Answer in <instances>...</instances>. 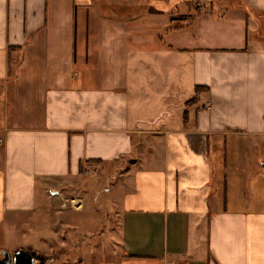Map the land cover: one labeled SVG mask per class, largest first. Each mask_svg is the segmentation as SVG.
<instances>
[{"label": "crops", "instance_id": "0c3cea01", "mask_svg": "<svg viewBox=\"0 0 264 264\" xmlns=\"http://www.w3.org/2000/svg\"><path fill=\"white\" fill-rule=\"evenodd\" d=\"M193 1L0 0L5 251H49L112 173L115 249L82 264H264V0Z\"/></svg>", "mask_w": 264, "mask_h": 264}, {"label": "rangeland", "instance_id": "374dc122", "mask_svg": "<svg viewBox=\"0 0 264 264\" xmlns=\"http://www.w3.org/2000/svg\"><path fill=\"white\" fill-rule=\"evenodd\" d=\"M213 1L215 2L214 5H218L219 14H224L225 12L227 13V10L231 9V7L236 8L237 6H241L240 8L244 9V6L242 5L245 3V0ZM186 6H189L185 11H187L189 14V22H192L194 19H197L199 13L202 14L204 11L202 6L205 7V10L207 9L206 12H211L213 4L211 3V0H194L192 3H188ZM180 10L181 9L173 11L172 15H182ZM195 26L196 23L191 25L189 28L193 27L194 29ZM166 29H168V27L165 28V31ZM192 30L190 29L191 32ZM159 31L160 30L158 29H154V34H156V36L160 35L162 32L160 33ZM166 32L168 33V30ZM166 35L167 34H165V36ZM171 40L174 42L173 37L168 38L167 36L165 39V44H168V41L171 42ZM186 74V79L183 76L184 81L182 84L176 89L171 90L169 93L168 107H170V109L173 105L171 103L169 104L172 98H174L173 100H175V102H178L179 100L182 101L184 99H190L192 97L194 98L196 95V92H193V89L190 85V72ZM172 93L174 96H172ZM164 103L165 102L163 100L153 96L152 102L150 101L148 106L150 108L152 107V113L154 114L156 111L164 109ZM88 172L90 171L84 170L85 175H88ZM115 177L116 175L111 173L109 177H106L108 179H105V181L101 180L100 185L94 189L93 193L86 196L85 202L83 204L86 212L84 214H79L76 220L72 219V221H69V224L71 225L70 227L68 225L63 226L61 222L58 221V228L56 227L54 232L53 230L51 232V235L54 236V241L50 242L49 240H46L47 243L51 244L49 246L50 250L46 251V253L40 256H38L36 253H33L37 256L36 258L34 257L36 264H82L81 261L83 259L84 253L93 255L92 257L94 258L100 257L101 259L108 257L113 252L115 249V242L112 237L114 234L112 231V223L114 221L113 217L115 207H117V201L112 192H109L108 190L106 191L108 187L107 184L104 185V182L107 183L109 181V183H111ZM94 179L95 178L92 177L89 180L94 181ZM92 183V181H88V187H90ZM61 205H63V207L58 205V208L63 211L78 207L77 202L72 201V199L67 202L64 201V203L61 202ZM83 216L84 218H81ZM87 216L91 217L87 218ZM84 221H87V224H85ZM5 241L6 240H3V242ZM22 241H25L24 237H19L17 234L13 233L12 236L9 237L8 242L10 243L8 244H10L9 246H15L20 244ZM3 251L5 250L0 246V257L2 256L1 254ZM12 254L13 253H11V255Z\"/></svg>", "mask_w": 264, "mask_h": 264}, {"label": "water", "instance_id": "95a60500", "mask_svg": "<svg viewBox=\"0 0 264 264\" xmlns=\"http://www.w3.org/2000/svg\"><path fill=\"white\" fill-rule=\"evenodd\" d=\"M0 257V264H36L34 256L23 249L12 255L8 251H3Z\"/></svg>", "mask_w": 264, "mask_h": 264}, {"label": "trees", "instance_id": "16d2710c", "mask_svg": "<svg viewBox=\"0 0 264 264\" xmlns=\"http://www.w3.org/2000/svg\"><path fill=\"white\" fill-rule=\"evenodd\" d=\"M203 90H205V88L204 87H196V95H195V97L193 98V99H191L189 102H188V104H191V103H195L196 101H197V99H198V94L201 92V91H203ZM35 258L37 257L35 254H32Z\"/></svg>", "mask_w": 264, "mask_h": 264}]
</instances>
